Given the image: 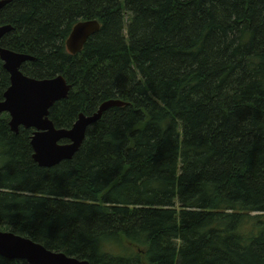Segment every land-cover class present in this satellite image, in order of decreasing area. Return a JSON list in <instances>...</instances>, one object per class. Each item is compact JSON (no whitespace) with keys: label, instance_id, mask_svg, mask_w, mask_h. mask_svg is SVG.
Listing matches in <instances>:
<instances>
[{"label":"trees","instance_id":"trees-1","mask_svg":"<svg viewBox=\"0 0 264 264\" xmlns=\"http://www.w3.org/2000/svg\"><path fill=\"white\" fill-rule=\"evenodd\" d=\"M2 24L24 74L71 85L56 128L125 104L51 167L0 114V230L89 264H264V0H10Z\"/></svg>","mask_w":264,"mask_h":264},{"label":"water","instance_id":"water-1","mask_svg":"<svg viewBox=\"0 0 264 264\" xmlns=\"http://www.w3.org/2000/svg\"><path fill=\"white\" fill-rule=\"evenodd\" d=\"M9 2L10 0H0V11ZM99 29L100 23L96 19L77 22L66 39V49L70 53H77ZM11 30L12 26L9 24L0 25V41ZM33 59L28 53L13 51L0 45V60L9 73L10 80L0 100V114H8L9 126L14 133H18L20 127L33 129L30 141L32 158L41 167H51L74 156L82 145L88 128L101 118L106 109L125 103L118 99H108L95 112L80 113L70 128H56L48 117L49 110L56 102L67 98L71 85L61 74L43 79L24 74L21 65ZM0 256L24 260L28 264H89L88 260L49 250L29 238L2 230Z\"/></svg>","mask_w":264,"mask_h":264},{"label":"rangeland","instance_id":"rangeland-1","mask_svg":"<svg viewBox=\"0 0 264 264\" xmlns=\"http://www.w3.org/2000/svg\"><path fill=\"white\" fill-rule=\"evenodd\" d=\"M249 227L251 228V226L249 225ZM244 229V228H243Z\"/></svg>","mask_w":264,"mask_h":264},{"label":"bare ground","instance_id":"bare-ground-1","mask_svg":"<svg viewBox=\"0 0 264 264\" xmlns=\"http://www.w3.org/2000/svg\"><path fill=\"white\" fill-rule=\"evenodd\" d=\"M73 28V27H72ZM66 42V41H65ZM3 63V62H2Z\"/></svg>","mask_w":264,"mask_h":264},{"label":"flooded vegetation","instance_id":"flooded-vegetation-1","mask_svg":"<svg viewBox=\"0 0 264 264\" xmlns=\"http://www.w3.org/2000/svg\"><path fill=\"white\" fill-rule=\"evenodd\" d=\"M67 39V38H66ZM66 41V40H65Z\"/></svg>","mask_w":264,"mask_h":264}]
</instances>
